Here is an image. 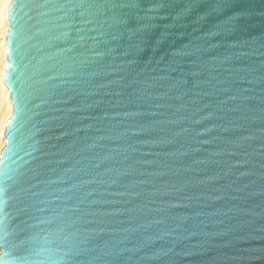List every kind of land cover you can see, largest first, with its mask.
<instances>
[{"label":"water","instance_id":"obj_1","mask_svg":"<svg viewBox=\"0 0 264 264\" xmlns=\"http://www.w3.org/2000/svg\"><path fill=\"white\" fill-rule=\"evenodd\" d=\"M0 264H264V0H12Z\"/></svg>","mask_w":264,"mask_h":264},{"label":"bare ground","instance_id":"obj_2","mask_svg":"<svg viewBox=\"0 0 264 264\" xmlns=\"http://www.w3.org/2000/svg\"><path fill=\"white\" fill-rule=\"evenodd\" d=\"M12 0H5L4 2V14H3V18L5 20V29H4V33H3V40H2V67L0 70V81H1V86L3 89V97L6 99V107H7V113L4 116L3 122H2V126H1V131L3 133V142H2V147L5 146L6 143V138H5V129H6V123L8 121V119L11 117L12 115V111H13V105L11 102V97H10V93L8 91V88L6 87L5 83H4V75H5V71H6V65H7V55H6V35H7V31L9 28V19H8V6L10 4Z\"/></svg>","mask_w":264,"mask_h":264},{"label":"rangeland","instance_id":"obj_3","mask_svg":"<svg viewBox=\"0 0 264 264\" xmlns=\"http://www.w3.org/2000/svg\"><path fill=\"white\" fill-rule=\"evenodd\" d=\"M4 2L5 0H0V70L3 64L2 61V40H3V33H4V29H5V20L3 18V14H4ZM1 76V75H0ZM7 113V107H6V99L3 97V89L1 86V81H0V153L3 149L2 147V142H3V133L1 131V126H2V122L4 119L5 114Z\"/></svg>","mask_w":264,"mask_h":264}]
</instances>
